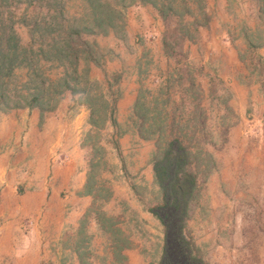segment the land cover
I'll return each mask as SVG.
<instances>
[{"label": "rangeland", "instance_id": "1", "mask_svg": "<svg viewBox=\"0 0 264 264\" xmlns=\"http://www.w3.org/2000/svg\"><path fill=\"white\" fill-rule=\"evenodd\" d=\"M167 5L172 13L164 18L160 9ZM11 11L35 55L5 81L6 93L17 99L57 89L45 112L69 98L87 113L80 156L88 169L89 211L79 231L74 221L62 236L65 249L73 254L74 242L91 235L101 246L93 261L83 252L81 264L102 257L101 264H129L121 253L130 249L140 252L142 264L161 263L165 228L151 210L163 195L148 169L156 142L127 152L119 139L138 135V97L148 106L156 98L165 103L160 90L169 84L179 107L176 129L188 136L190 165L199 167V191L184 228L195 255L204 264H264V0H20ZM25 14L29 26L21 20ZM61 38L90 43L75 48L76 66L70 57L48 56ZM13 105L2 102L0 113L30 107ZM172 106L163 117L173 115Z\"/></svg>", "mask_w": 264, "mask_h": 264}, {"label": "crops", "instance_id": "2", "mask_svg": "<svg viewBox=\"0 0 264 264\" xmlns=\"http://www.w3.org/2000/svg\"><path fill=\"white\" fill-rule=\"evenodd\" d=\"M130 94L126 90L124 97ZM86 114L69 98L55 112L29 107L0 113V264H81L86 251L87 262L93 261L101 242L91 235L74 242L73 254L62 243L71 224L75 221L79 231L78 222L89 211L88 169L80 156ZM149 144L128 133L119 139L127 152ZM148 169L153 171L151 165ZM53 201H59V209L52 208ZM140 255L133 249L121 253L129 264H142Z\"/></svg>", "mask_w": 264, "mask_h": 264}, {"label": "trees", "instance_id": "3", "mask_svg": "<svg viewBox=\"0 0 264 264\" xmlns=\"http://www.w3.org/2000/svg\"><path fill=\"white\" fill-rule=\"evenodd\" d=\"M5 1L8 3L12 0H0V104L6 101L14 102L13 107L18 108L21 103H24L30 107L40 106L45 111L52 108L54 105L50 107L51 104L56 101L55 97L53 98V95L50 94H58L59 90L45 88L39 95L29 93L26 96L19 95L16 97L17 99H13L6 93L5 81L15 77L14 74L19 67L31 62L35 51L31 50L33 48L32 40L29 44L23 43L16 27L15 11H11V8L17 6L20 0H13L14 6L5 5ZM5 7L10 8L6 16L1 12ZM171 8L170 5H167L160 9L164 18L167 14L172 13ZM183 10L186 14H192L189 7H183ZM28 18L29 15L25 14L21 20L29 26ZM97 18L103 20L101 14ZM71 29L74 28L71 27ZM40 36L43 38L42 33ZM80 45L89 46L90 43L81 41V44L79 43L77 46L73 39L61 38L60 41L56 40L50 46L51 51L48 56L53 55L59 60L70 57L72 65L76 66L80 51L75 48ZM64 86V88H74L70 87L68 83H65ZM173 93V86L166 85L160 90V95L167 98L165 103H161L156 98L151 106H148L140 95L134 106L133 118L139 137L143 140H154L157 147L154 154L153 171L155 181L162 191L163 203L153 208L151 213L162 222L165 228V246L160 264H204V261L195 255L193 243L186 237L184 230L189 217L190 203L199 191V167L194 169L190 165L192 154L183 139L188 136L176 129V113L179 107L176 102H172ZM172 104L173 115L163 117L164 107ZM150 113H152L151 117H149ZM165 118L170 119L169 124H167V120H164Z\"/></svg>", "mask_w": 264, "mask_h": 264}]
</instances>
